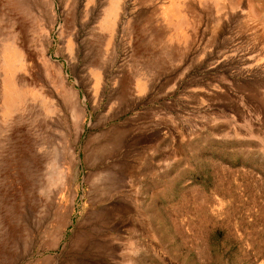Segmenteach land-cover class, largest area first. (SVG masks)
Instances as JSON below:
<instances>
[{"label":"rangeland","instance_id":"1","mask_svg":"<svg viewBox=\"0 0 264 264\" xmlns=\"http://www.w3.org/2000/svg\"><path fill=\"white\" fill-rule=\"evenodd\" d=\"M0 264H264V0H0Z\"/></svg>","mask_w":264,"mask_h":264},{"label":"bare ground","instance_id":"2","mask_svg":"<svg viewBox=\"0 0 264 264\" xmlns=\"http://www.w3.org/2000/svg\"><path fill=\"white\" fill-rule=\"evenodd\" d=\"M174 5H175V4H174ZM172 9H173V8H172ZM174 11L179 13L178 7H175V8H174ZM111 15H113L112 12L108 15V17H110ZM175 15H176V14H175ZM178 17H179V16H178ZM106 20H107V19H106ZM106 20H105V21H106ZM106 22H107V21H106ZM9 100H10V99H9ZM8 102H9V101H8ZM11 102H12V101H11ZM117 139H119V137H118ZM106 146L109 147V144H107Z\"/></svg>","mask_w":264,"mask_h":264}]
</instances>
